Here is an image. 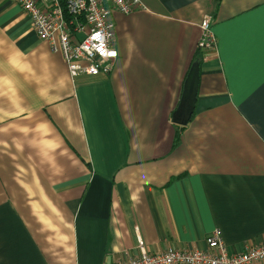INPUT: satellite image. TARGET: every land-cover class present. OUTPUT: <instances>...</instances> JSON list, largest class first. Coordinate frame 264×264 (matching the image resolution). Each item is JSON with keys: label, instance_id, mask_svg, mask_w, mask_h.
<instances>
[{"label": "crops", "instance_id": "crops-1", "mask_svg": "<svg viewBox=\"0 0 264 264\" xmlns=\"http://www.w3.org/2000/svg\"><path fill=\"white\" fill-rule=\"evenodd\" d=\"M141 1L114 13L113 71L72 77L0 0V264H116L139 237L150 252L205 248L215 229L231 251L264 243V0Z\"/></svg>", "mask_w": 264, "mask_h": 264}, {"label": "built area", "instance_id": "built-area-1", "mask_svg": "<svg viewBox=\"0 0 264 264\" xmlns=\"http://www.w3.org/2000/svg\"><path fill=\"white\" fill-rule=\"evenodd\" d=\"M16 1L31 18L40 38L63 56L72 77L110 74L119 56L114 13L130 14L144 9L141 0ZM200 27L197 47L205 52L216 49L212 16L205 15ZM205 241V248L170 245L160 252H150L139 237L137 252L133 255L125 250L116 264H264V243L231 251L219 229L207 235Z\"/></svg>", "mask_w": 264, "mask_h": 264}, {"label": "water", "instance_id": "water-1", "mask_svg": "<svg viewBox=\"0 0 264 264\" xmlns=\"http://www.w3.org/2000/svg\"><path fill=\"white\" fill-rule=\"evenodd\" d=\"M199 78L200 64L194 62L185 81L180 102L172 113V120L180 126H186L194 114Z\"/></svg>", "mask_w": 264, "mask_h": 264}, {"label": "trees", "instance_id": "trees-1", "mask_svg": "<svg viewBox=\"0 0 264 264\" xmlns=\"http://www.w3.org/2000/svg\"><path fill=\"white\" fill-rule=\"evenodd\" d=\"M221 2V0H216V4L219 5ZM198 59H196V61H201V59H199V56H197ZM177 133H176V137H175V141H174V146H178L180 144L181 141V132L185 129V126H179L177 125Z\"/></svg>", "mask_w": 264, "mask_h": 264}, {"label": "snow or ice", "instance_id": "snow-or-ice-1", "mask_svg": "<svg viewBox=\"0 0 264 264\" xmlns=\"http://www.w3.org/2000/svg\"><path fill=\"white\" fill-rule=\"evenodd\" d=\"M97 35H99V34H97ZM110 55H115V53H110Z\"/></svg>", "mask_w": 264, "mask_h": 264}]
</instances>
